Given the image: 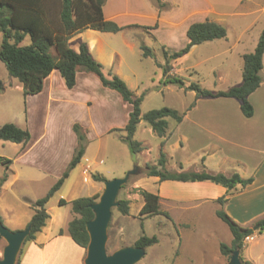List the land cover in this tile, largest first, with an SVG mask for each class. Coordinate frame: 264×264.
<instances>
[{"label": "rangeland", "instance_id": "374dc122", "mask_svg": "<svg viewBox=\"0 0 264 264\" xmlns=\"http://www.w3.org/2000/svg\"><path fill=\"white\" fill-rule=\"evenodd\" d=\"M262 1L254 0L252 7L249 4L247 10L258 9L256 5ZM49 7L57 11L58 4L50 2ZM169 8L170 6L167 5L164 10ZM256 19V27L243 35L239 34L242 26L238 24L244 21H233L230 23L229 31L231 44L219 40L216 43L207 42L196 46V49L189 55L174 61L173 69L167 75L164 74V67L168 63L165 60L163 48L149 35L148 29L132 27L124 33L110 34L109 43L121 55L122 62L116 61L115 67L111 70L106 69V72L121 74L126 80L120 77L136 95H144L141 105L142 116L152 110L162 108L187 113L194 103L196 106L199 99L197 114L207 120L210 116L223 119L221 110L227 108L231 112H228L226 118L234 127L231 135L235 136V146L224 145L223 150L236 158L252 159V164H254L258 150L264 147V88L261 94L258 93L252 98L256 107V115L250 120L241 113L237 100L224 102L212 98L196 99L195 92L186 91L179 83H171V80L176 77L182 80L185 86L197 84L212 91H225L240 84L244 68L242 55L253 52V47H250L253 38L264 30V12H259ZM239 37L243 43L235 45V48L230 51L229 46ZM2 40L0 33V46ZM29 43L30 39L26 38L23 44ZM71 45L74 47V42ZM142 45L153 51V57H142ZM170 50L174 51V49ZM247 50L251 51L247 52ZM51 52L54 56L57 55L54 47ZM84 75V72H80L79 76ZM89 75L92 79L88 77L87 83L82 82L81 79L79 88L74 93H70L69 89H61L58 83L53 84L55 92L64 95L62 99L65 100L51 103L46 98L40 97L42 93L25 97L20 83L9 76L5 65L0 61V79L5 85L4 91L0 93V127L13 123L29 130L31 134L29 155L34 157L30 158V169L22 168L27 166H22L17 162L11 168L28 171L37 178L32 182L18 183L15 187L16 192L21 194L24 191L33 198L39 199L48 193L68 167L70 161L67 158L70 156L74 143L71 138L72 125L78 121L84 131L87 130L88 142L85 159L81 162V167L74 169L72 178L61 188L62 192H57L58 194L56 193L55 197L49 201L48 207H50L51 214L55 209L60 210L63 215L61 223L66 220L67 215L69 216V210L62 206L59 207L57 203L60 195L67 200H75L98 194L97 202H99L104 191V183L102 185L94 181L93 174L98 173L106 176L108 180H113L125 178L130 172L138 169L139 172L130 176L117 197V202L119 200L129 201V214L123 215L117 207L112 209L108 227V254L124 247H134L142 236H156L158 243L146 248L145 257L136 264H230V259L221 254L220 245L222 243L231 245L233 235L229 227L216 215L220 208L217 201L207 202L193 209L185 204H177L170 208L172 210L169 211L170 218L164 215L144 218L140 215L145 202L140 191L136 190L135 182L138 181L139 189L156 194L157 186L154 179L147 177L143 171L146 165H155V159L157 157L159 159L161 140L142 120L138 125L135 139L143 143L145 151L133 156L128 146L120 141L121 130L116 129L107 133L109 128L120 127L128 121L131 106L124 103L117 92L103 88L94 74ZM168 120L169 129L177 125L173 119ZM209 138V136L205 137L203 142H208ZM20 147L18 144L0 140V159L17 160V156L21 155ZM181 152V156L184 155L189 159L194 154L191 148H186ZM171 156L176 158L177 152L174 154L171 151ZM87 165L92 166L93 170L86 168L83 175V170ZM4 172L5 167L0 162V178ZM100 186L101 190L96 192ZM10 192L1 196L2 203L9 201L14 209L13 214L16 217L17 215L22 217L21 197L18 202L12 201ZM260 201L262 204L256 200L254 205L256 219L264 214V196L260 197ZM251 223L247 222L245 225ZM254 234L252 235L253 240H245L240 258L241 256L244 259L248 258L253 264H264V232L258 233L254 230ZM7 244V241L0 237V260L3 258ZM29 244L30 242L26 244L24 242L22 245L16 264H20L24 247ZM35 262L48 264L45 261L40 262L39 256L36 257ZM50 264L53 263L50 262Z\"/></svg>", "mask_w": 264, "mask_h": 264}, {"label": "trees", "instance_id": "16d2710c", "mask_svg": "<svg viewBox=\"0 0 264 264\" xmlns=\"http://www.w3.org/2000/svg\"><path fill=\"white\" fill-rule=\"evenodd\" d=\"M105 1L0 0V33L3 38L0 46V61L5 65L9 76L20 83L24 96L40 94L43 91L45 80L55 71L59 72L65 86L69 90L76 86L79 72L94 74L104 88L117 92L123 102L131 106L128 123L123 129L125 135L121 136L120 140L128 146L133 156L145 150L143 144L135 139L138 125L142 120L146 122L157 137L162 139L157 165H146L143 171L147 177H156L160 181L210 182L226 188L228 194L238 186L244 189L252 184L253 178L243 179L238 174L228 177L222 173L214 174L207 170L177 172L167 170L168 158L163 151V147L169 134L168 119H173L177 124H180L186 112L179 113L170 108H162L152 110L142 116L141 105L144 95H136L119 75L111 71L106 72L104 65L94 59L86 42L82 43L78 50H74L69 44L71 38L85 30L117 34L125 29V27H121L117 23L104 18L103 6ZM156 1L160 12L168 5L163 0ZM50 2L58 4L57 11L49 7ZM142 28L150 29L147 27ZM26 38L30 39V43L27 45L23 44ZM187 38V44L177 51H171L163 47V54L168 63L164 67L165 75L172 71V63L187 55L193 47L207 42L226 39L227 30L216 22L206 20L192 24L187 31ZM53 47L56 50V56L51 52ZM141 50L143 58L153 57V51L145 45L141 46ZM263 57L264 30L259 37L254 52L243 56V78L240 84L225 91H212L204 89L197 84L185 86V83L176 77L171 80V83H179L186 91L195 92L196 99H236L240 104L242 114L246 118H251L254 116V107L249 101V97L262 84ZM4 89L5 85L0 79V93ZM194 106L195 103L191 108ZM191 108L188 110H191ZM73 130L77 136L78 146L68 167L43 198L30 202L34 215L27 226L30 228V234L26 238L25 244L36 240L37 235L47 226L50 220L47 204L62 188L71 171L81 163L85 155L88 142L87 132L84 131L79 123L73 125ZM0 140L22 144L25 147L31 140V134L27 129L8 123L0 127ZM0 162L6 166L12 163L10 159L6 158H1ZM7 176L6 174L0 179V191L7 180ZM92 178L99 183H105L108 180L98 173L93 174ZM136 190L140 191L145 202L140 211L141 216L149 218L164 215L170 218L167 212L161 211V198L159 195L139 188H136ZM98 198L99 195L96 194L92 197L77 198L70 203L73 219L69 223L68 233L72 240L85 250H87L90 241L86 225L95 217L91 206L97 202ZM227 201L228 198L226 196L217 200L220 205H224ZM118 202L117 209L123 215H128L130 209L129 201L119 200ZM67 204L65 200H60L61 206ZM216 215L229 227L233 235L231 245L224 243L220 245L221 254L230 259L235 250L242 253L246 238L252 237L254 230L240 226L224 210H218ZM0 223L4 224L1 216ZM257 226L258 233L264 232V218L258 221ZM60 234H62V231H60ZM157 243L158 239L156 236H142L135 243V247L148 248ZM241 261L242 264H251L242 256Z\"/></svg>", "mask_w": 264, "mask_h": 264}, {"label": "crops", "instance_id": "0c3cea01", "mask_svg": "<svg viewBox=\"0 0 264 264\" xmlns=\"http://www.w3.org/2000/svg\"><path fill=\"white\" fill-rule=\"evenodd\" d=\"M163 1L166 2L170 8L160 12L156 0H106L103 6V15L106 20L113 21L119 26L125 27V29L119 33H124L126 30L129 28L131 29L132 27L140 29H142V27H147L150 28L149 35H151L154 38V41L162 46V48L166 47L169 50L174 49V51H177L187 44V31L194 23L210 20L224 26L226 30H228V33L227 38L222 40H224V42L227 44H231L229 40L230 23L235 20H243L244 23H237L239 26H242L239 34L243 35V33H248L256 27V15L259 12H264V0L260 4L258 3V5H256L258 9L256 8L255 10H247L249 4H251L250 7H252L254 0ZM250 18L253 20L250 21ZM262 31L263 30H261L260 33L255 35L253 38V42L250 45V47H253V52L257 46ZM110 34L112 33L85 30L71 38L69 44L71 47H73L71 43L74 42L75 46L73 48L74 50H78L79 46L86 42L94 59L103 64L106 69L111 70L115 67L116 61H119V63L122 62V57L116 49L111 47L109 43ZM218 41L219 40L213 42L216 43ZM239 43H243L240 37L232 45H230L228 49L232 51L233 48H235V45ZM195 49L196 46L193 47L187 55H189ZM248 51L251 50H247V52ZM245 54H243L242 57ZM84 74L85 75L83 77H80V72L78 73L77 84L73 89L70 90V93H74L79 88L81 79L82 82L84 81L85 83L88 82V77L92 79L89 73L84 72ZM118 75L125 79V77H123L121 74ZM261 78L262 86H260V88L249 97V101L254 107V116L248 118L250 120L254 119L256 115V107L252 101V98L256 96V94L263 92L264 67L261 71ZM56 83L61 86V89L68 90L59 72L55 71L45 80L44 88L41 92L42 94L40 93V97L46 98V100L51 103H58L62 100H65L62 99L64 95L58 94L53 89V84ZM81 89L83 90V88ZM67 92L69 93V91ZM218 100L224 102L227 100L228 102H232V100L236 99L218 98ZM198 101L195 107L191 108V110H188L180 124H177L172 129H169V134L167 139H165V145L163 147V151L168 158L166 165L167 170L170 172L207 170L210 173H222L228 177L238 174L243 179L253 178V183L244 189L238 186L234 191L228 194L226 188L210 182L160 181L159 178L151 177L154 179L157 186L156 194L161 198V211L167 212L169 214V211H172L170 208L175 207L177 204H185L192 209L199 208L204 203L217 201L218 199L226 196L228 201L224 205L219 204L220 208L218 209L224 210L236 223H240V226L254 230L255 227H258L257 225L254 227V225L264 218L263 214L262 217L259 216V218L256 219V210H254L256 200H259V202L262 204L260 197L264 196V147H261L258 150L259 153H257L258 156L257 159H255L256 161L254 164H252V159L243 160L230 155L228 152H225V150H223L224 145L232 144V146H235V136L231 135V133L234 132V127L231 125V121L226 118L227 114L231 112L228 111L227 108H223L221 110L223 113V119H215L214 116L209 115L211 119L209 118L207 120L197 114L199 105ZM88 104H91V102H88ZM239 118L242 117L239 116ZM76 123H78V121H75L73 125ZM127 123L128 121L120 127L109 128L107 133H111L110 131L118 129L121 130L120 137L124 136L125 132H123V129ZM73 132L71 138L73 139L74 143L70 152V156L67 158L69 161L71 160L78 146L77 136L75 132ZM208 136L210 137L208 142H203L205 137ZM160 140L162 142V139ZM18 145L21 146V155L19 157L17 156V160L12 161L10 159L12 163L9 166L1 163L5 167L4 175L7 174L8 176L0 191V216L3 219L5 226L12 231H20L27 228L34 215V211L30 207V202H34L39 199L33 198L30 194L24 191L23 193L19 194L15 190V187L18 183L22 181L32 182L33 180L37 179L36 175H33L28 171H18L11 168L13 164L17 162L22 166H27H21L22 168L30 169V158H34L29 155L31 151V146L29 147V143L25 147H23L22 144ZM186 148H191L194 152L190 159L189 157L180 155V153H182L181 151H185ZM169 150H171L174 154L177 152L176 158L171 156V151ZM85 155L82 161L85 159ZM260 155L261 157L259 158ZM258 158L261 160L259 161ZM157 159L158 157L155 159V165H157ZM81 166L82 164L80 163L75 168V170ZM86 168H90L91 171L93 170L92 166L87 165L83 170V175ZM75 170L71 172L69 178L62 187H64L65 184L72 178L73 172ZM104 177L108 179L106 176ZM137 183L138 181L135 182L136 188H139ZM100 190L101 186L96 189V192H99ZM9 191H11L9 195H11L12 201L15 200L18 202L19 198L21 197V210H23L22 217L19 215L16 217L13 214L14 209L10 205L11 203L9 201H6L5 204L2 203L1 196L7 194ZM59 191H61V189ZM25 194L26 196H23ZM53 197H55V195ZM62 199L68 203L62 207H65L69 210V216L67 215L66 220L61 223L63 215L60 210L55 209L53 210V214H51L50 207H48L47 204V212L50 215V220L42 232L37 235L36 240L30 242L29 246L27 245L28 247H24L20 264H37L35 262L37 256H39L40 262L45 261L48 264H50V262L53 264H84L86 250L78 246L68 233L69 223L73 219L70 205L73 200H67L63 198L62 195H60V198L57 201L59 207H61L60 200ZM247 222H252V225H245ZM60 231H62V234H60ZM245 260L250 262L248 258H245ZM250 263L253 264L252 262Z\"/></svg>", "mask_w": 264, "mask_h": 264}, {"label": "water", "instance_id": "95a60500", "mask_svg": "<svg viewBox=\"0 0 264 264\" xmlns=\"http://www.w3.org/2000/svg\"><path fill=\"white\" fill-rule=\"evenodd\" d=\"M138 169L130 172L125 178L107 180L99 202L91 206L95 217L87 223L90 241L84 264H136L146 255V248L124 247L112 254L107 252L108 227L112 217V209L118 207L117 197L121 188L128 182L131 175L137 174ZM255 231L258 227H255ZM30 234V228L12 231L0 223V237L7 241L0 264H16L17 256ZM230 264H242L240 251L235 250L230 258Z\"/></svg>", "mask_w": 264, "mask_h": 264}, {"label": "built area", "instance_id": "2783aa9c", "mask_svg": "<svg viewBox=\"0 0 264 264\" xmlns=\"http://www.w3.org/2000/svg\"><path fill=\"white\" fill-rule=\"evenodd\" d=\"M247 240H252L253 239V237H248V238H246Z\"/></svg>", "mask_w": 264, "mask_h": 264}]
</instances>
